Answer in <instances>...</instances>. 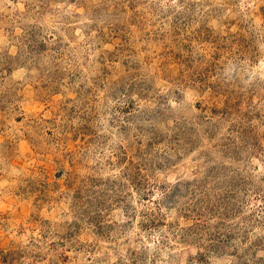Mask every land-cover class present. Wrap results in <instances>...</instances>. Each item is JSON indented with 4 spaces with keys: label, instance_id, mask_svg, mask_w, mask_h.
Returning a JSON list of instances; mask_svg holds the SVG:
<instances>
[{
    "label": "rangeland",
    "instance_id": "rangeland-1",
    "mask_svg": "<svg viewBox=\"0 0 264 264\" xmlns=\"http://www.w3.org/2000/svg\"><path fill=\"white\" fill-rule=\"evenodd\" d=\"M0 264H264V0H0Z\"/></svg>",
    "mask_w": 264,
    "mask_h": 264
}]
</instances>
